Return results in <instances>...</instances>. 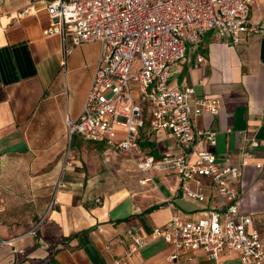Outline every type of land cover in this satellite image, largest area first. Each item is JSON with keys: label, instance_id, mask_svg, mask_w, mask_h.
I'll use <instances>...</instances> for the list:
<instances>
[{"label": "crops", "instance_id": "crops-1", "mask_svg": "<svg viewBox=\"0 0 264 264\" xmlns=\"http://www.w3.org/2000/svg\"><path fill=\"white\" fill-rule=\"evenodd\" d=\"M46 4L0 0V264H112L125 250L128 231L146 237L175 212L194 218L221 210L208 178L194 186L207 196L200 202L181 193L175 171L137 168L134 157L177 150L167 131L151 127L150 114L143 118L134 157L103 143L89 149L84 142L66 164L67 120L82 113L101 47L80 44L64 58L61 36L44 34L50 25ZM248 17L264 24V0L250 3ZM241 38L231 46L209 32L207 60L196 65L188 53L174 66L170 83L193 86V98L221 102L219 113L197 119L198 128L216 132L214 146L198 139L201 149L213 151L220 162L230 155L237 164L244 148L252 153L233 187L240 193L239 213L252 216L250 227L264 242V34ZM125 133L117 126L114 139ZM252 141L259 146L251 147ZM175 252L165 240L154 239L130 264L238 262L235 254L216 263L202 249L192 260L171 261Z\"/></svg>", "mask_w": 264, "mask_h": 264}, {"label": "built area", "instance_id": "built-area-1", "mask_svg": "<svg viewBox=\"0 0 264 264\" xmlns=\"http://www.w3.org/2000/svg\"><path fill=\"white\" fill-rule=\"evenodd\" d=\"M254 0H46L50 25L44 34H59L66 58L74 48L100 43V57L79 118L67 120L70 135L92 143L106 144L112 151L134 157L140 149L145 114L154 130L167 131L177 150L159 157H134L137 168L175 171L180 191L196 201L206 200L201 179L208 178L221 200V210L185 218L175 212L162 227L146 237L128 231L125 250L112 264H130L132 257L151 240L163 239L175 247L170 260L202 249L209 259L237 255L234 264H264V242L252 228V216L240 214V193L233 185L243 175V165L252 153L243 149L242 162L230 155L223 162L198 139L216 144V132L197 127L205 112L219 113L221 102L209 96L193 98L194 87L171 85L174 66L188 53L196 65L207 60L209 32L235 46L243 33L264 34V24L248 17ZM63 63L64 60H63ZM117 126L125 128L121 140L114 139ZM258 147L257 141L250 143ZM71 162L70 155L66 164ZM99 201V199L97 200Z\"/></svg>", "mask_w": 264, "mask_h": 264}, {"label": "rangeland", "instance_id": "rangeland-1", "mask_svg": "<svg viewBox=\"0 0 264 264\" xmlns=\"http://www.w3.org/2000/svg\"><path fill=\"white\" fill-rule=\"evenodd\" d=\"M70 133L68 134V145H67V149H66V154L70 155V160H72V155L74 154V152L72 150H77L79 147H81V144L84 142H90V141H86L81 137H78L77 135H72L70 137ZM86 146L90 148H93L94 143H89V144H85ZM66 155V156H67ZM66 156H65V161H66ZM122 161V160H121Z\"/></svg>", "mask_w": 264, "mask_h": 264}]
</instances>
